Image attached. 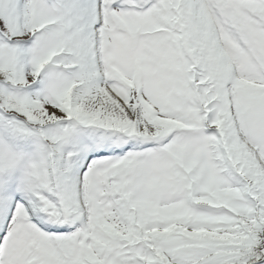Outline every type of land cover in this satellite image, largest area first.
Returning <instances> with one entry per match:
<instances>
[{"label":"snow or ice","instance_id":"6c2138e0","mask_svg":"<svg viewBox=\"0 0 264 264\" xmlns=\"http://www.w3.org/2000/svg\"><path fill=\"white\" fill-rule=\"evenodd\" d=\"M0 264H264V0H0Z\"/></svg>","mask_w":264,"mask_h":264}]
</instances>
